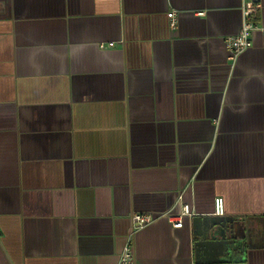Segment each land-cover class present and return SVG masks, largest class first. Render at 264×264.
<instances>
[{
  "label": "crops",
  "instance_id": "1",
  "mask_svg": "<svg viewBox=\"0 0 264 264\" xmlns=\"http://www.w3.org/2000/svg\"><path fill=\"white\" fill-rule=\"evenodd\" d=\"M216 230L246 247L197 255ZM129 241L135 264H264V0H0V264H122Z\"/></svg>",
  "mask_w": 264,
  "mask_h": 264
},
{
  "label": "built area",
  "instance_id": "2",
  "mask_svg": "<svg viewBox=\"0 0 264 264\" xmlns=\"http://www.w3.org/2000/svg\"><path fill=\"white\" fill-rule=\"evenodd\" d=\"M243 8V24L239 32L227 39L226 46L230 57L232 60L243 53L244 51L250 49L253 46L254 33L258 30L257 18L261 9V5L255 2H248ZM170 20V27L174 30L177 27V13L170 12L168 14ZM114 43L108 44V46L101 44V49L113 48ZM214 215L217 217H222L225 214V204L223 198H216L214 201ZM178 216H167L173 227L176 229L182 228L184 225V218L191 217L194 213L191 211L189 204H183L182 212ZM157 219L153 214H134L131 218V227L133 230L132 235L136 232L143 230L148 227ZM131 241V240H130ZM129 241V242H130ZM122 264H135V257L131 242L125 247L124 253L121 259Z\"/></svg>",
  "mask_w": 264,
  "mask_h": 264
},
{
  "label": "water",
  "instance_id": "3",
  "mask_svg": "<svg viewBox=\"0 0 264 264\" xmlns=\"http://www.w3.org/2000/svg\"><path fill=\"white\" fill-rule=\"evenodd\" d=\"M215 227V225L213 226V228ZM215 229V228H214ZM213 231L212 232V236L210 238V240L204 239L203 241L197 242L196 243V252L197 255L198 253H208L207 250L211 249H218L220 253H223V251L229 247H233L234 243H236V248L235 251H239L240 247L239 245L241 244L243 247H246V243L245 241L242 240V242L238 241V242H234L232 240H226V235H222L221 231L217 232ZM212 246V247H211ZM228 246V247H227ZM227 247V248H225ZM207 255V254H206Z\"/></svg>",
  "mask_w": 264,
  "mask_h": 264
},
{
  "label": "rangeland",
  "instance_id": "4",
  "mask_svg": "<svg viewBox=\"0 0 264 264\" xmlns=\"http://www.w3.org/2000/svg\"><path fill=\"white\" fill-rule=\"evenodd\" d=\"M263 228V227H262ZM250 231V230H249ZM251 232H253V231H251ZM246 236H247V234H246Z\"/></svg>",
  "mask_w": 264,
  "mask_h": 264
}]
</instances>
